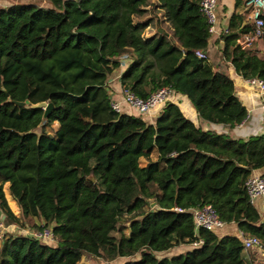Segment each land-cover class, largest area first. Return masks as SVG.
Segmentation results:
<instances>
[{
    "label": "trees",
    "instance_id": "16d2710c",
    "mask_svg": "<svg viewBox=\"0 0 264 264\" xmlns=\"http://www.w3.org/2000/svg\"><path fill=\"white\" fill-rule=\"evenodd\" d=\"M44 1L0 6V264H250L238 237L195 229L192 209L210 204L264 248L243 187L264 167V134L204 130L170 101L152 123L111 107L117 75L121 95L167 87L206 122L245 119L232 80L196 54L210 37L201 0ZM240 23L233 13L221 54L243 79L264 80V60L235 43ZM2 225L49 227L54 241Z\"/></svg>",
    "mask_w": 264,
    "mask_h": 264
},
{
    "label": "crops",
    "instance_id": "0c3cea01",
    "mask_svg": "<svg viewBox=\"0 0 264 264\" xmlns=\"http://www.w3.org/2000/svg\"><path fill=\"white\" fill-rule=\"evenodd\" d=\"M243 3L244 0H216V20L212 31L210 32L207 45L202 53L205 55L214 70L222 72L232 80L234 94L246 109L247 114L245 119L234 128L228 129L225 125L209 123L198 118L190 103L181 95L173 94L169 101L176 104L187 119L204 130H213L222 133L226 132L232 137L246 139L250 136L264 134V114L260 108L261 100L264 99V92H261L257 87L249 84L247 80L243 79L235 72L229 61L224 60L221 54L222 41L220 39V36L228 29L230 16L234 13L238 15V21L241 22V28L244 27V29H247V31L237 37L235 43L241 48H248L252 50L258 58L264 60V27L260 36L252 37L248 43L245 42V35H249L251 33L253 23L249 16V10L244 7ZM117 78V75L113 76L109 80V86L111 88L112 99L121 103L122 95ZM120 105L122 111L136 114V112L126 104L121 103ZM156 111H159V108L153 110L150 114L143 116V118H145V120L149 123H152L154 117L156 116ZM251 174L264 175V167L253 170ZM251 203L258 212L259 222H264V198H253ZM213 232L218 237L223 235H232L238 237L239 239L242 237H248L243 236L235 223H226L221 228ZM184 246L187 247L180 249ZM190 246L191 245L187 244L174 246L176 250L180 249V251L174 252L173 249L174 253L171 255L184 252L185 250L194 247ZM164 252L167 254V251ZM159 254L163 255V252H160ZM161 255H159V257H161ZM243 255L250 264H264L263 246L261 249H244Z\"/></svg>",
    "mask_w": 264,
    "mask_h": 264
},
{
    "label": "built area",
    "instance_id": "2783aa9c",
    "mask_svg": "<svg viewBox=\"0 0 264 264\" xmlns=\"http://www.w3.org/2000/svg\"><path fill=\"white\" fill-rule=\"evenodd\" d=\"M244 7L249 10V16L252 20L253 27L249 35H245V42L248 43L252 37L260 36L264 27V0H244ZM200 10L206 18L208 31L211 32L216 20V0H201ZM197 56L205 57L202 52H196ZM125 58L122 59V61ZM121 65L123 63L121 62ZM249 84L255 86L261 92H264V80L252 78L247 80ZM173 92L167 87H160L146 98L135 96L131 92L122 95L121 103L132 108L138 115L145 116L153 110L160 109L165 102L169 101ZM117 100L111 101V107L115 111H122L121 104ZM260 108L264 114V99L261 100ZM244 191L248 199L264 198V175H250L243 183ZM192 218L194 228H203L209 231H215L221 228L225 223L218 217L217 212L210 204H202L192 209ZM1 226V224H0ZM4 229V228H3ZM36 239L51 243L54 241L51 228L43 227L41 230L27 232ZM241 243L244 249H261L262 244L256 237H242ZM201 241L191 243V246H198Z\"/></svg>",
    "mask_w": 264,
    "mask_h": 264
},
{
    "label": "rangeland",
    "instance_id": "374dc122",
    "mask_svg": "<svg viewBox=\"0 0 264 264\" xmlns=\"http://www.w3.org/2000/svg\"><path fill=\"white\" fill-rule=\"evenodd\" d=\"M12 3H34V4H37V5H40V6H47L48 3L44 0H0V6H7L9 4H12ZM158 13H157V19L158 18ZM161 27L164 28V25L163 23H160ZM153 30V27L150 28L149 31ZM148 30L146 31L147 33L149 32ZM128 59V58H127ZM126 58L122 61L123 64H126V62L128 61ZM157 113V111H156ZM5 185L3 186V191H4V197L6 199V202H7V205L8 207L10 208V210L14 213V214H18V208L15 204V202L10 198V196L8 195L6 189H5ZM2 229L4 228V230H7V232H11V233H16V234H26L27 232H30L28 230V228L26 229H22V228H17L15 225H2ZM1 233V232H0ZM186 244V243H185ZM188 245V244H187ZM185 247L187 246H184V247H181L180 249H184ZM173 249H174V252H178L180 251V249H175L174 247L170 248L169 251L167 250V254L166 252H163V255L161 254H157L156 256L159 257V255L162 256H169L171 254H173ZM119 260H115L114 262H107V261H104L103 259L99 258V257H92V256H83L82 259H81V263H86V264H116Z\"/></svg>",
    "mask_w": 264,
    "mask_h": 264
},
{
    "label": "water",
    "instance_id": "95a60500",
    "mask_svg": "<svg viewBox=\"0 0 264 264\" xmlns=\"http://www.w3.org/2000/svg\"><path fill=\"white\" fill-rule=\"evenodd\" d=\"M18 104H22L21 102H18ZM35 107H42L44 109V115H46L49 111L50 104H46L45 102H39L34 105Z\"/></svg>",
    "mask_w": 264,
    "mask_h": 264
}]
</instances>
